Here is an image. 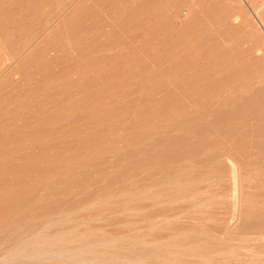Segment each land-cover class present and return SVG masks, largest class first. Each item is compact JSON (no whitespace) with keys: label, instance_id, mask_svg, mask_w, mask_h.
<instances>
[{"label":"rangeland","instance_id":"obj_1","mask_svg":"<svg viewBox=\"0 0 264 264\" xmlns=\"http://www.w3.org/2000/svg\"><path fill=\"white\" fill-rule=\"evenodd\" d=\"M263 96L264 0H0V264H264Z\"/></svg>","mask_w":264,"mask_h":264},{"label":"bare ground","instance_id":"obj_2","mask_svg":"<svg viewBox=\"0 0 264 264\" xmlns=\"http://www.w3.org/2000/svg\"><path fill=\"white\" fill-rule=\"evenodd\" d=\"M113 1V0H112ZM129 1V0H128ZM134 1H136V0H134ZM138 1V0H137ZM165 1V0H164ZM119 2V1H118ZM140 2V1H139ZM168 2V1H167ZM180 2V1H179ZM117 3V2H116ZM129 3V2H128ZM132 3V2H131ZM156 3V2H155ZM169 3V2H168ZM95 4H96V2H95ZM103 4H105V3H103ZM145 4V3H144ZM120 5H122V4H120ZM119 7V6H118ZM127 7V6H126ZM144 7V6H143ZM100 8V7H99ZM102 8V7H101ZM109 8V7H108ZM111 8V7H110ZM117 8V7H116ZM157 8V7H156ZM105 9V8H104ZM115 9V8H114ZM151 9V8H150ZM161 9V8H160ZM119 10V9H118ZM126 10H127V8H126ZM142 10V9H141ZM87 11V10H86ZM104 11H106V10H104ZM149 11V10H148ZM100 12V11H99ZM129 12V11H128ZM139 12V11H138ZM145 12V11H144ZM150 12V11H149ZM112 13V12H111ZM163 13H164V10H163ZM167 13V12H166ZM93 14V13H92ZM131 14V13H130ZM141 14V13H140ZM161 14V13H160ZM83 15V14H82ZM162 15V14H161ZM74 16V15H73ZM86 16V15H85ZM130 17V16H129ZM160 17V16H159ZM141 18V17H140ZM143 18V17H142ZM74 19V18H73ZM112 19V18H111ZM129 19V18H128ZM137 19V18H136ZM93 20V19H92ZM120 20V19H119ZM123 20V19H122ZM159 20V19H158ZM160 20H161V18H160ZM79 21V20H78ZM129 21V20H128ZM146 21H147V19H146ZM141 22V21H140ZM167 22V21H166ZM76 23H78V22H76ZM80 23V22H79ZM126 23V22H125ZM111 24V23H110ZM135 24V23H134ZM158 24V23H157ZM72 25V24H71ZM159 25V24H158ZM111 26H112V24H111ZM72 27V26H71ZM163 27H165V26H163ZM82 28V27H81ZM129 28V27H128ZM157 28V27H156ZM180 28H182V27H180ZM147 29V28H146ZM158 29V28H157ZM66 30V29H65ZM107 30V29H106ZM181 30V29H180ZM183 30H185V29H183ZM71 31V30H70ZM126 31V30H125ZM147 31V30H146ZM149 31V30H148ZM177 31H179V30H177ZM75 32V31H74ZM180 32V31H179ZM116 33H118V32H116ZM139 33V32H138ZM166 33V32H165ZM172 33V32H171ZM178 33V32H177ZM112 34V33H111ZM146 34V33H145ZM144 34V35H145ZM149 34V33H148ZM162 34V33H161ZM117 35V34H116ZM142 35V34H141ZM158 35H160V34H158ZM165 35V34H164ZM126 36V35H125ZM147 36V35H146ZM167 36V35H166ZM174 36V35H173ZM144 37V36H143ZM143 37H141V39L143 38ZM148 37V36H147ZM153 37V36H152ZM159 37V36H158ZM116 38V37H115ZM118 38V37H117ZM129 38V37H128ZM170 38V37H169ZM180 37H178V39H179ZM152 39H154V38H152ZM173 39H174V37H173ZM134 40V39H133ZM145 40V39H144ZM147 40V39H146ZM171 40H172V38H171ZM180 40V39H179ZM110 41H111V39H110ZM109 41V42H110ZM120 41V40H119ZM139 41H141V40H139ZM138 41V42H139ZM162 41V40H161ZM116 42V41H115ZM137 42V43H138ZM160 42V41H159ZM172 42V41H171ZM170 42V43H171ZM176 42V41H175ZM112 44V43H111ZM140 44V43H139ZM144 43H142V45H143ZM146 44V43H145ZM113 45H114V43H113ZM141 45V44H140ZM147 46V45H146ZM166 46V45H165ZM120 47H121V45H120ZM119 47V48H120ZM127 47V46H126ZM145 47V46H144ZM143 47V48H144ZM151 47V46H150ZM147 48H149V47H147ZM162 48H164V47H162ZM118 49V48H117ZM122 49H124V47L122 48ZM121 50V49H120ZM125 50V49H124ZM123 51V50H122ZM158 51H159V49H158ZM118 52V51H117ZM121 52V51H120ZM154 52V51H153ZM155 53V52H154ZM162 53V52H161ZM130 54V53H129ZM129 54H127V55H129ZM120 55V54H119ZM127 55H125V56H127ZM150 55V54H149ZM157 55V54H156ZM159 55V54H158ZM131 56V55H130ZM114 57V56H113ZM129 57V56H128ZM151 57V56H150ZM153 57V56H152ZM122 58V57H121ZM118 60H119V58H118ZM129 60V59H128ZM153 60V59H152ZM114 61V60H113ZM116 61V60H115ZM146 61V60H145ZM150 61V60H149ZM128 63H130V62H128ZM234 71V70H233ZM236 78V77H235ZM234 78V79H235ZM236 82V81H235ZM236 85V84H235ZM232 86V85H231ZM233 87V86H232ZM256 96V95H255ZM251 97V96H250ZM264 97V96H263ZM255 98V97H254ZM245 102L247 101V100H244ZM258 101V100H257ZM249 102V101H248ZM256 102V101H255ZM264 107V106H263ZM239 108V107H238ZM241 109V108H240ZM248 109V108H247ZM236 112V111H235ZM247 113V112H246ZM249 113V112H248ZM247 113V114H248ZM230 120V119H229ZM233 123H234V121H233ZM228 154H230V153H228ZM233 170V169H232ZM232 174H233V171H232ZM264 174V173H263ZM88 248V247H87ZM261 248V247H260ZM85 249V248H84ZM90 249V247L88 248V249H85V250H89ZM84 250V251H85ZM87 251H85V252H87ZM89 251H91V253L92 252H96V251H94V249L93 250H89ZM82 253V252H81ZM86 256V255H85ZM98 259H100V258H98ZM97 260V259H96ZM245 263H247V261L245 262Z\"/></svg>","mask_w":264,"mask_h":264}]
</instances>
